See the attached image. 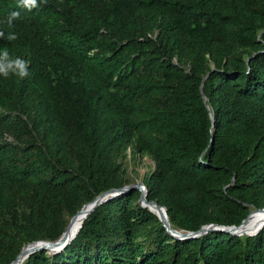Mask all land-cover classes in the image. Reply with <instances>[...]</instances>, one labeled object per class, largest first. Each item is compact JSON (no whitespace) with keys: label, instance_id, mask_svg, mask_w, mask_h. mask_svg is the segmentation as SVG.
Masks as SVG:
<instances>
[{"label":"trees","instance_id":"16d2710c","mask_svg":"<svg viewBox=\"0 0 264 264\" xmlns=\"http://www.w3.org/2000/svg\"><path fill=\"white\" fill-rule=\"evenodd\" d=\"M17 3L0 0V50L29 62L0 77V264L130 183L128 153L155 162L142 181L173 228L264 206V0ZM139 196L100 204L63 250L22 264H264V225L176 239Z\"/></svg>","mask_w":264,"mask_h":264},{"label":"water","instance_id":"95a60500","mask_svg":"<svg viewBox=\"0 0 264 264\" xmlns=\"http://www.w3.org/2000/svg\"><path fill=\"white\" fill-rule=\"evenodd\" d=\"M202 91V83L200 87ZM203 100L206 103V97L202 94ZM213 115L211 114V118ZM153 161V160H152ZM153 165L155 166V162L153 161ZM153 166V167H154ZM139 190L140 196L138 198V202L142 207L147 208L152 213L156 214L162 225L165 226L167 232L176 239H192L198 238L201 235L209 232V231H220L226 232L232 235H247L253 236L256 235L264 225V206L261 208H252L248 215L238 224V225H218V224H205L202 225L196 231L183 230L173 228L169 222L167 210L165 206L158 204L155 200L147 199V187L145 186L142 180L137 183H127L120 187L110 188L105 190L98 195H96L91 201L84 203L79 210L76 211L74 215H72L64 228L63 232L60 236L54 240H36L29 242L22 246L19 253L9 264H22L23 261L28 258L33 252L38 250H46L47 254L49 252L58 253L63 250L76 236L78 231L80 230L83 221L85 218L100 204L115 198L119 195L128 193L132 190ZM252 211H260L263 214V217L256 226L252 228H247L245 225L247 217L250 215ZM78 220V224L72 228L74 221Z\"/></svg>","mask_w":264,"mask_h":264},{"label":"clouds","instance_id":"9594fccd","mask_svg":"<svg viewBox=\"0 0 264 264\" xmlns=\"http://www.w3.org/2000/svg\"><path fill=\"white\" fill-rule=\"evenodd\" d=\"M45 2V0H41ZM17 7H22L31 11L35 7H39L38 0H18ZM19 12L13 11L7 17L6 23L9 27L19 18ZM5 33L0 31V37H4ZM9 40L15 39V34L10 33L7 37ZM28 61L20 57H12L7 49L0 50V77L7 79L9 76L15 75L18 78H24L29 75Z\"/></svg>","mask_w":264,"mask_h":264},{"label":"rangeland","instance_id":"374dc122","mask_svg":"<svg viewBox=\"0 0 264 264\" xmlns=\"http://www.w3.org/2000/svg\"><path fill=\"white\" fill-rule=\"evenodd\" d=\"M122 163L130 183H137L142 180L144 175L154 166L153 161L148 156L132 158L129 153Z\"/></svg>","mask_w":264,"mask_h":264},{"label":"bare ground","instance_id":"6f19581e","mask_svg":"<svg viewBox=\"0 0 264 264\" xmlns=\"http://www.w3.org/2000/svg\"><path fill=\"white\" fill-rule=\"evenodd\" d=\"M262 217H263V214L260 211H252L246 219V222H245L246 227L252 228L256 226L258 223H260ZM77 224H78V220H75L71 227L74 228ZM49 253H52V252H49Z\"/></svg>","mask_w":264,"mask_h":264}]
</instances>
